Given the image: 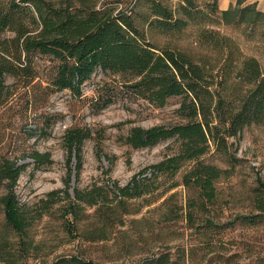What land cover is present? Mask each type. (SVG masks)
I'll list each match as a JSON object with an SVG mask.
<instances>
[{
  "label": "trees",
  "instance_id": "16d2710c",
  "mask_svg": "<svg viewBox=\"0 0 264 264\" xmlns=\"http://www.w3.org/2000/svg\"><path fill=\"white\" fill-rule=\"evenodd\" d=\"M180 1L177 10L164 0H0V106H10L18 95L26 96L28 99L20 108L38 115L39 105L46 103L54 92L68 90L81 98L84 85L99 73L109 80L94 90L97 96L91 108L96 113L121 100H144L164 107L170 98L180 96L183 100L178 113L184 123L150 128L133 126L124 141L133 149H143L171 139L181 140L183 146L178 154L156 164L154 170L177 173L185 162L191 163L183 184L197 188L203 200L214 203L215 183L223 172L199 159L208 152L211 143L222 148L246 127L264 121V69L256 56L245 54L235 39L218 29L209 28L200 34V41L208 46L210 55L192 56L161 46L155 38L158 34L180 32L198 18L210 26L243 25L251 36L264 30V11L256 2L246 4L248 0H237L235 6L220 11L218 0H212L208 14L199 9L195 0ZM43 57L52 64L44 67L40 62ZM45 123L51 127L54 117H47ZM92 137V129L88 127H72L64 135L68 155L67 198H70L71 163L76 160V174L80 177L83 146ZM26 155L37 168L53 164L50 153L34 150ZM106 158L114 162V158ZM19 159L0 158V188L6 189L0 197V211L4 212L6 224L19 236L20 245L16 252L2 249L0 264H24L28 252L38 246L28 240L34 222L23 211L27 205L21 204L15 191L29 165L21 164ZM257 182L264 194V181L258 177ZM115 188L125 199L145 195L136 177L124 187L116 183ZM75 195L66 212L72 217L67 222L68 233L77 229V221L88 206L95 207L93 216L101 221L102 227L97 226L90 234L99 236L87 240L98 242L109 238L105 220L108 206L78 190ZM173 197L166 198L157 209ZM124 203L121 200L119 205ZM255 203L256 209L264 214V197ZM173 207L163 214L172 217L170 220L180 218L182 210L177 204ZM262 214L252 216L248 223L264 221ZM248 218L242 216L241 220ZM187 219L192 221V213ZM208 223L216 226L212 221ZM189 226L193 227L190 223ZM163 229L160 227L158 231ZM148 231L153 236L156 230ZM150 239L140 242L143 250L135 262L123 264H189L184 245L161 242L148 248ZM123 243L118 247L120 251L135 247L125 239ZM54 264L101 263L76 255L60 257Z\"/></svg>",
  "mask_w": 264,
  "mask_h": 264
},
{
  "label": "rangeland",
  "instance_id": "374dc122",
  "mask_svg": "<svg viewBox=\"0 0 264 264\" xmlns=\"http://www.w3.org/2000/svg\"><path fill=\"white\" fill-rule=\"evenodd\" d=\"M164 1L177 10L181 3L180 0ZM195 2L199 9L211 13L212 0ZM177 15L181 16V13L177 12ZM209 28L235 39L245 54L259 59L264 69V30L250 36L243 25L210 26L198 18L180 32L158 34L155 39L161 46L179 49L192 56L210 55L208 46H203L200 41V34ZM40 62L44 67L52 64L46 57ZM107 80L99 73L84 85L81 98L68 90L54 92L46 103L39 105L38 115L20 108L28 99L26 96L18 95L10 106H0V158L18 157L21 164H29L15 191L21 204L27 205L23 211H27L34 222L28 240L38 246L28 252L24 264H54L60 257L76 255L101 264L133 263L141 256L140 242L149 238L152 243L148 248L161 242L184 245L189 264H264V221L248 223L252 216L262 214L256 209L255 202L264 197L257 182L258 177L264 181V121L246 127L236 137L229 138L222 148L211 143L208 152L200 157L201 162L223 172L215 183L216 201L208 203L201 198L197 188L183 184V176L191 169V163L185 162L177 173L154 170L156 164L178 154L183 146L181 140L171 139L143 149H133L124 141L133 126L150 128L184 123L178 113L182 97L170 98L164 107H156L144 100H121L96 113L91 108L92 100L97 96L94 90ZM50 116L54 117L51 127L45 123ZM72 127L91 128L93 137L83 146L80 177L76 174V160L71 163L70 198H67L68 155L64 135ZM34 150L50 153L53 164L35 167L26 155ZM106 156L114 158V162ZM134 177L145 195L125 199L115 185L127 186ZM76 190L108 206L105 220L108 221L106 234L109 238L98 242L87 240L99 236L90 234L97 226L102 227L101 221L93 216L95 207L88 206L77 221V229L73 234L68 233L67 222L72 217L66 212L70 202L76 199ZM53 191L57 193L51 196ZM5 193L6 189L0 188V197ZM173 195L164 207L157 209ZM121 200L124 205H119ZM176 204L182 207L180 218L170 220L172 217L163 214ZM190 213L192 221L187 219ZM242 216L249 218L241 220ZM140 220L144 221L140 223ZM165 220L170 221L166 223ZM209 221L216 226H211ZM202 224H205L204 228ZM160 227L164 228L162 232L158 231ZM150 228L156 230L153 236L148 231ZM123 239L135 247L120 251L118 247L123 246ZM8 248L14 252L20 250L19 236L6 224L4 212L0 211V251Z\"/></svg>",
  "mask_w": 264,
  "mask_h": 264
},
{
  "label": "crops",
  "instance_id": "0c3cea01",
  "mask_svg": "<svg viewBox=\"0 0 264 264\" xmlns=\"http://www.w3.org/2000/svg\"><path fill=\"white\" fill-rule=\"evenodd\" d=\"M257 3L258 8L264 11V0H248L247 3ZM237 4V0H218V7L220 11H225Z\"/></svg>",
  "mask_w": 264,
  "mask_h": 264
}]
</instances>
